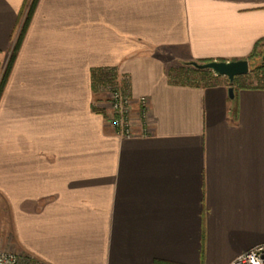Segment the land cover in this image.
<instances>
[{
	"label": "crops",
	"instance_id": "1",
	"mask_svg": "<svg viewBox=\"0 0 264 264\" xmlns=\"http://www.w3.org/2000/svg\"><path fill=\"white\" fill-rule=\"evenodd\" d=\"M31 2L0 0V80ZM258 42L264 0H37L0 99L19 245L46 264H230L264 242V89L168 76ZM93 68L127 78L132 135L96 105Z\"/></svg>",
	"mask_w": 264,
	"mask_h": 264
},
{
	"label": "trees",
	"instance_id": "2",
	"mask_svg": "<svg viewBox=\"0 0 264 264\" xmlns=\"http://www.w3.org/2000/svg\"><path fill=\"white\" fill-rule=\"evenodd\" d=\"M36 2L37 0H32L31 2L29 12L22 25L19 37L17 38L14 44V48L12 50L11 56L9 58V61L3 73V76L0 80V99L2 97L3 91L9 79V76L11 74L15 58L17 56V53L20 48L23 37L26 33V30L29 25L30 18H31ZM259 48H260V42H258L255 45L254 50L250 54L249 57L241 58V59H248L251 62V60L257 56ZM261 54H259V56ZM263 55H262V61L260 65L256 67V69L251 70V72L245 75L236 76L233 81H230L229 79H227L225 83L221 80V77H222L221 75H216L213 71L208 70V69L197 68L194 65V62L206 63V62L213 61V59L190 61V62L182 63V65H180L177 68H171L168 73V76L171 82L176 83V84H181V85L212 87V86H217L221 84H226L228 88L230 86H233L235 92L239 89H244V88L264 89V58H263ZM219 61H225V60H219ZM115 70L117 69L116 68H93L92 69V72H91L92 88H93L95 96H97L100 93L101 91L100 87L111 80L110 76L111 74L113 75L112 72H114ZM94 110L103 112V110L96 108V107H94ZM22 259L23 261L21 264H37L36 258H32L26 255ZM154 264H175V263L156 260Z\"/></svg>",
	"mask_w": 264,
	"mask_h": 264
},
{
	"label": "built area",
	"instance_id": "3",
	"mask_svg": "<svg viewBox=\"0 0 264 264\" xmlns=\"http://www.w3.org/2000/svg\"><path fill=\"white\" fill-rule=\"evenodd\" d=\"M112 73L111 80L100 87L102 92H108L112 100L108 120L118 134L130 136L133 133L131 120L133 100L130 86L127 78L119 71L115 70ZM139 102L141 115L145 118L149 109L148 99L142 96ZM0 264H19V260L15 253L0 250ZM230 264H264V242L240 253Z\"/></svg>",
	"mask_w": 264,
	"mask_h": 264
},
{
	"label": "rangeland",
	"instance_id": "4",
	"mask_svg": "<svg viewBox=\"0 0 264 264\" xmlns=\"http://www.w3.org/2000/svg\"><path fill=\"white\" fill-rule=\"evenodd\" d=\"M262 53V54H261ZM264 53V43L260 45V48L258 49L257 56L251 60L250 62V71L256 69L262 61V55ZM259 54H261L259 56ZM182 65V64H181ZM248 72V73H249ZM222 80V78H221ZM227 80H223L225 83ZM100 97L102 104L96 103L97 106H102L105 107L107 106L106 109L109 110V112H103L107 115L106 117H110L111 111H110V106H111V98L108 92L100 91V93L97 95ZM105 109V108H104ZM0 250L7 251V252H12L15 253L18 257L19 264L22 263L23 257L24 256H29L32 258L37 259V264H46L44 261L40 260L39 258L33 256L31 253L28 251L24 250L19 243L16 241L14 232H13V225H12V216H11V205L10 201L5 197V195L1 194L0 192Z\"/></svg>",
	"mask_w": 264,
	"mask_h": 264
},
{
	"label": "water",
	"instance_id": "5",
	"mask_svg": "<svg viewBox=\"0 0 264 264\" xmlns=\"http://www.w3.org/2000/svg\"><path fill=\"white\" fill-rule=\"evenodd\" d=\"M194 65L200 69L211 70L216 75L225 76L230 81H233L236 76L245 75L250 71V61L248 59H236L229 61L213 60L206 63L194 62ZM228 91L230 97L234 98V87L230 86Z\"/></svg>",
	"mask_w": 264,
	"mask_h": 264
}]
</instances>
